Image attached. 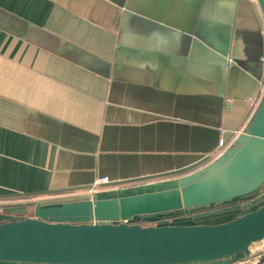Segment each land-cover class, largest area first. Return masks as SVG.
Listing matches in <instances>:
<instances>
[{
  "label": "crops",
  "instance_id": "crops-1",
  "mask_svg": "<svg viewBox=\"0 0 264 264\" xmlns=\"http://www.w3.org/2000/svg\"><path fill=\"white\" fill-rule=\"evenodd\" d=\"M254 1L0 0V224L215 161L264 89Z\"/></svg>",
  "mask_w": 264,
  "mask_h": 264
},
{
  "label": "water",
  "instance_id": "water-1",
  "mask_svg": "<svg viewBox=\"0 0 264 264\" xmlns=\"http://www.w3.org/2000/svg\"><path fill=\"white\" fill-rule=\"evenodd\" d=\"M255 2L264 21V0ZM104 177L110 180L98 178ZM263 183L264 89L233 146L206 167L173 181L35 203L32 216L1 223L0 264H230L264 240V204L216 225L140 226L122 220L210 207L240 209L244 206L225 203ZM263 200L264 194L245 207Z\"/></svg>",
  "mask_w": 264,
  "mask_h": 264
},
{
  "label": "rangeland",
  "instance_id": "rangeland-1",
  "mask_svg": "<svg viewBox=\"0 0 264 264\" xmlns=\"http://www.w3.org/2000/svg\"><path fill=\"white\" fill-rule=\"evenodd\" d=\"M250 1V0H248ZM254 1V0H253ZM255 2V1H254ZM257 30V29H256ZM259 31H261L259 29ZM258 32V30L256 31ZM263 55L260 58H263ZM263 65V64H262ZM217 155V153H216ZM213 156V158L216 157ZM212 158V159H213ZM216 160V159H215ZM210 160L208 159L207 161L199 164L198 166H196L194 169H190V170H185L182 172H178V173H173V174H167V175H163V176H159V177H154L151 179H141V180H137V181H132V182H127V183H121L115 186H109L108 185H104V186H100L99 188H97V190L99 191H115V190H125V189H134L135 187H142V186H147V185H151V184H156V183H163V182H168V181H173L176 179H179L181 177H184L188 174H191L193 172H196L197 170H200L202 168H204L205 164H207ZM204 166V167H203ZM85 194V192H82L80 194H77L76 196H66V197H58V198H54L52 200H50L52 203H58V202H64V201H72V200H78L82 197H84L83 195ZM81 195V196H79ZM240 198L239 199H233L232 201L225 203V205L231 207L230 205L232 203H238L240 204ZM243 206V205H241ZM253 206H249V207H242L240 209H235V210H230V211H224L223 209H213L210 210L211 213L210 215H203V216H199V214L209 211V210H204V209H197L195 210L194 213L188 214V212H181V211H173L171 213H167L168 215H173L172 220L167 221V225H181V226H194V225H216V224H221V223H225L228 222L227 220L230 221V218H232L231 216H233L234 214H236L237 212L246 209V210H250ZM28 211H24L22 213H25V215H21L20 214H13L12 217L14 218H21L23 216H32V211H33V207H29V209H27ZM217 211V212H216ZM219 211V212H218ZM158 216V215H156ZM154 216V217H156ZM142 217H132V218H128L125 220H122V222L126 223V224H140V226H145V224L142 223ZM254 245V244H253ZM256 245V244H255Z\"/></svg>",
  "mask_w": 264,
  "mask_h": 264
},
{
  "label": "built area",
  "instance_id": "built-area-1",
  "mask_svg": "<svg viewBox=\"0 0 264 264\" xmlns=\"http://www.w3.org/2000/svg\"><path fill=\"white\" fill-rule=\"evenodd\" d=\"M261 61L264 63V57L261 58ZM233 144L234 142L231 143L230 145H225L223 140L220 139L218 143L219 151L217 152V155L215 158L217 159L218 157H220L223 153H225V151L231 148ZM109 183L110 182L106 177L97 178L93 181L91 187L87 191H85V195L91 196L92 194L98 192L97 188H99L100 186L108 185ZM255 244L257 245L256 246L257 248L256 250H254V256L248 257L247 260L243 264H264V240L258 243H255Z\"/></svg>",
  "mask_w": 264,
  "mask_h": 264
},
{
  "label": "trees",
  "instance_id": "trees-1",
  "mask_svg": "<svg viewBox=\"0 0 264 264\" xmlns=\"http://www.w3.org/2000/svg\"><path fill=\"white\" fill-rule=\"evenodd\" d=\"M264 194V183L261 185V187L255 191L254 193H251L245 197L240 198V204L232 203L230 206L234 205H248L255 199L259 198L261 195ZM239 199V198H236ZM264 204V200L261 201L260 203L256 204L254 207H252L248 212L253 211L257 209L258 207L262 206ZM213 209H221L220 207H210L208 210H213ZM206 211V210H205ZM195 211H190L188 214L194 213ZM142 223L145 224V226H163L167 225V221L174 219L173 215H168V214H161L153 218H147V217H142ZM233 220V219H232ZM140 225V224H139ZM171 226V225H168Z\"/></svg>",
  "mask_w": 264,
  "mask_h": 264
},
{
  "label": "flooded vegetation",
  "instance_id": "flooded-vegetation-1",
  "mask_svg": "<svg viewBox=\"0 0 264 264\" xmlns=\"http://www.w3.org/2000/svg\"><path fill=\"white\" fill-rule=\"evenodd\" d=\"M33 212V211H32ZM33 214V213H32Z\"/></svg>",
  "mask_w": 264,
  "mask_h": 264
}]
</instances>
